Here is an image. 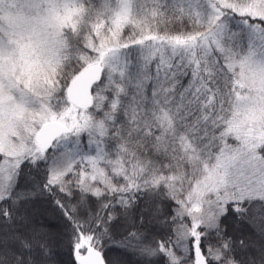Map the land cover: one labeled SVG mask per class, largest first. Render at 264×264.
Here are the masks:
<instances>
[{"label":"snow or ice","instance_id":"snow-or-ice-1","mask_svg":"<svg viewBox=\"0 0 264 264\" xmlns=\"http://www.w3.org/2000/svg\"><path fill=\"white\" fill-rule=\"evenodd\" d=\"M65 246L264 264V0H0V264Z\"/></svg>","mask_w":264,"mask_h":264},{"label":"trees","instance_id":"trees-1","mask_svg":"<svg viewBox=\"0 0 264 264\" xmlns=\"http://www.w3.org/2000/svg\"><path fill=\"white\" fill-rule=\"evenodd\" d=\"M115 253H109V255H114ZM59 261L62 263V261L65 264H73V257L69 254V251L67 247H63L60 251Z\"/></svg>","mask_w":264,"mask_h":264},{"label":"rangeland","instance_id":"rangeland-1","mask_svg":"<svg viewBox=\"0 0 264 264\" xmlns=\"http://www.w3.org/2000/svg\"><path fill=\"white\" fill-rule=\"evenodd\" d=\"M245 39H247V38H245ZM61 264H65L63 261H62V263Z\"/></svg>","mask_w":264,"mask_h":264}]
</instances>
